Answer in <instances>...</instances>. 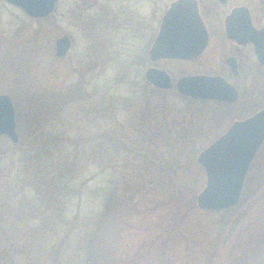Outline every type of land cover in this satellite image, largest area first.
Masks as SVG:
<instances>
[{
	"label": "trees",
	"instance_id": "obj_1",
	"mask_svg": "<svg viewBox=\"0 0 264 264\" xmlns=\"http://www.w3.org/2000/svg\"><path fill=\"white\" fill-rule=\"evenodd\" d=\"M40 30L35 41L55 60ZM154 39L135 65L141 93L93 105L109 112L102 122L76 119L70 108L64 115L71 105L50 87L52 104L38 103L35 115H51L31 118L26 128L19 115L18 144L0 137V264H216L225 247L229 261L242 264L253 217L264 222V213L253 210L264 197V145L240 204L201 211L196 198L205 173L197 156L209 145L197 139L222 106L148 83L143 71ZM158 96L178 102L156 105Z\"/></svg>",
	"mask_w": 264,
	"mask_h": 264
},
{
	"label": "rangeland",
	"instance_id": "obj_2",
	"mask_svg": "<svg viewBox=\"0 0 264 264\" xmlns=\"http://www.w3.org/2000/svg\"><path fill=\"white\" fill-rule=\"evenodd\" d=\"M171 1L59 0L53 18L39 23L32 22L19 8L0 0V94H8L1 91L11 93L8 95L15 103L17 117L20 115L19 123L26 128L27 121H32L34 117L41 114L47 119L46 115H51L48 111L35 115L38 103H44L46 108L52 104L50 87L64 92L59 93L61 104L71 105L66 108L64 115L70 108V111H76V119L89 122L94 119L95 122H102L104 116L108 115L109 112H98L92 108L102 100L108 106L114 99L122 102L124 97H134L133 89L139 95V88H134L138 81L135 76V65L139 63L137 57L140 50L157 35ZM25 23L31 26L28 27ZM40 28L43 29L39 32L40 41L48 45L55 60L49 59L40 49L42 44L35 41L37 35L35 36L34 31ZM65 35L70 37L72 47L66 57L58 59L55 42ZM201 67L198 63L190 66L176 63L173 70L175 77H179L185 71L204 70ZM143 75L145 77V70ZM107 89H111V92ZM113 93L117 96L112 97ZM259 93L261 94H258L255 104L246 111V115L264 107V87ZM156 98V105L164 102L165 105L172 106V101L178 102L175 98ZM62 111H65L63 107ZM52 116L54 117L53 113ZM175 116L179 119L181 115ZM225 118L216 116L205 121L200 139H197L204 147L212 144L231 125L232 121ZM96 130L99 133L100 129ZM191 175L193 176L192 172ZM193 178H189L191 183ZM205 183L204 175V184L203 181L200 182L203 186L199 184L200 191L204 189ZM96 184L93 183L94 186ZM258 203L253 210L264 213V197ZM255 218L256 216L243 239L242 264H248V260L249 264H264V222L256 223ZM240 229L239 233L243 232ZM230 248L225 247L220 251V259L216 264H232L229 261Z\"/></svg>",
	"mask_w": 264,
	"mask_h": 264
},
{
	"label": "water",
	"instance_id": "obj_3",
	"mask_svg": "<svg viewBox=\"0 0 264 264\" xmlns=\"http://www.w3.org/2000/svg\"><path fill=\"white\" fill-rule=\"evenodd\" d=\"M22 10L29 18L44 19L52 15L58 0H3ZM225 2V0H222ZM244 9H235L231 18ZM230 33V31H229ZM208 43L197 0H175L168 7L158 35L149 50L152 63L161 60H193L199 57ZM72 47L68 35L55 42L56 56L66 57ZM261 59V57H260ZM264 62V59H262ZM148 83L159 90H171L194 100L235 102L238 93L221 77L206 75L184 76L174 85L163 69L149 67L145 72ZM19 143L16 107L8 94H0V137ZM264 144V108L255 115L235 121L229 130L202 150L198 165L206 176L205 187L196 203L203 212H223L237 207L253 162Z\"/></svg>",
	"mask_w": 264,
	"mask_h": 264
},
{
	"label": "flooded vegetation",
	"instance_id": "obj_4",
	"mask_svg": "<svg viewBox=\"0 0 264 264\" xmlns=\"http://www.w3.org/2000/svg\"><path fill=\"white\" fill-rule=\"evenodd\" d=\"M197 1L208 35L204 52L193 60H161L157 63L150 61V63L153 67L165 70L171 76L174 85L180 78L193 75L221 77L232 85L238 93V99L235 102L204 100L221 104L222 110L218 113V117L225 116V120L232 121L222 134L224 135L235 121L247 119L264 108L256 109L251 115H246L248 113L246 111L255 104L258 94H261L259 91L264 87V62L262 61L264 59V0ZM240 8L244 11L231 18L234 10ZM176 63L188 64V66L198 63L204 70L185 71L180 75L176 73L179 77H175L173 69ZM152 66H148L146 70ZM171 90L177 92L175 87Z\"/></svg>",
	"mask_w": 264,
	"mask_h": 264
}]
</instances>
